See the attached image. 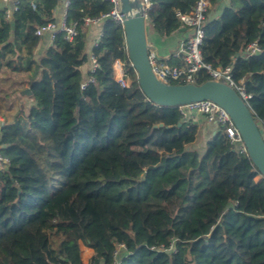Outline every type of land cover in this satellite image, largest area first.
Instances as JSON below:
<instances>
[{
	"label": "trees",
	"instance_id": "obj_1",
	"mask_svg": "<svg viewBox=\"0 0 264 264\" xmlns=\"http://www.w3.org/2000/svg\"><path fill=\"white\" fill-rule=\"evenodd\" d=\"M197 1L152 0L155 31L180 30L177 13ZM59 3L37 0L33 9L23 2L11 17L0 11V72L25 74L11 93L19 110L0 123L8 159L0 168V264H84L81 242L95 251V264H113L121 243L123 264H264V177L256 179L248 153L220 129L200 153L193 147L198 125L178 107L152 102L134 68L123 86L114 63L129 62L125 32L111 18L92 50L94 79L81 87L88 77L80 67L89 60L84 18L110 12V1L71 0L67 21L77 23V35L69 41L59 33L38 58L36 31L56 21ZM204 29V62L246 79L259 124L264 0H229ZM254 41L261 51L243 56ZM209 79L202 69L195 81ZM27 87L32 95H21ZM172 242L174 250L160 249Z\"/></svg>",
	"mask_w": 264,
	"mask_h": 264
},
{
	"label": "built area",
	"instance_id": "obj_2",
	"mask_svg": "<svg viewBox=\"0 0 264 264\" xmlns=\"http://www.w3.org/2000/svg\"><path fill=\"white\" fill-rule=\"evenodd\" d=\"M107 1H110L113 4L112 10L100 17H85L84 21L87 25L101 24L107 18H111L116 22L122 24L123 14H121V1ZM141 1L144 5L145 15L147 17L148 11L153 5L152 0ZM0 2L8 5L3 9L7 17H11L12 14L19 9L20 5L23 2H30V5L33 9L37 8V0H0ZM64 3L65 11L60 22L49 21L45 25L39 27L36 31V33L40 36H43L45 32H48L51 40V45H55L54 41L56 40L59 33H64L65 38L69 41H73L78 33L77 23H68L67 21V9L71 3V0H65ZM210 6V0H198L191 12L186 14L180 12L177 13L178 17L183 22L184 27H188L191 29L190 35L181 42L179 50L174 55V57L181 60L182 63L173 64L169 61V58L161 57L156 50L150 48L149 60L152 70L158 77V79L163 82L179 83V81L196 82L195 80L198 73L202 69H205L211 76V79L222 81L231 85L237 90L241 97L246 102H248V100L251 98V94H249L246 90V79L236 80L234 78L231 66L225 68H216L212 64L204 62L202 54V45L205 36L204 24L207 19V13ZM97 42L95 43V45L97 44ZM260 51L261 48L259 47L257 41H254L246 46L244 52H242V55L248 56ZM90 61L92 63L90 73H92L98 66L97 59L93 52L90 54ZM114 66L115 71L118 73V77L116 79L123 86H128L130 69L134 68L132 62L130 60L128 62L117 59L114 63ZM93 79L94 77L92 75H89V77L82 82L81 87H86L91 81H93ZM178 108L181 115L187 121L193 122V118L197 115H200L204 117L206 121L214 123L217 126V129L223 130L225 132L231 145L238 147V150L241 153H247V148L243 142V138L239 129L235 125L230 114L219 104L211 100H201L178 106ZM0 123H3V121ZM258 125L264 138V119ZM7 162L8 159L0 152V168H3ZM160 249L174 250L173 242L170 244L168 249H166V247L164 246ZM122 251H126V246L124 243L118 245L114 253L113 264H123Z\"/></svg>",
	"mask_w": 264,
	"mask_h": 264
},
{
	"label": "water",
	"instance_id": "obj_3",
	"mask_svg": "<svg viewBox=\"0 0 264 264\" xmlns=\"http://www.w3.org/2000/svg\"><path fill=\"white\" fill-rule=\"evenodd\" d=\"M122 26L125 32L128 58L137 74L145 95L160 106L178 107L190 102L211 100L223 107L239 129L247 153L264 177V138L248 103L231 85L209 79L202 83H166L158 79L149 60L150 44L147 33L145 8L141 0H120ZM185 27H182V29ZM21 95H32L27 87ZM163 124L161 123L160 126ZM145 173L142 174V177Z\"/></svg>",
	"mask_w": 264,
	"mask_h": 264
},
{
	"label": "crops",
	"instance_id": "obj_4",
	"mask_svg": "<svg viewBox=\"0 0 264 264\" xmlns=\"http://www.w3.org/2000/svg\"><path fill=\"white\" fill-rule=\"evenodd\" d=\"M65 0H60L59 5L55 8L54 18L56 22H60L63 13L65 11ZM229 3V0H220L214 6L211 4L207 19H213L219 17L225 5ZM6 4L0 2V11L3 10ZM148 41L150 47L156 50L161 57L169 58L171 63L176 62L178 59L174 57L175 53L179 50L181 42L186 39L190 33V28H181L172 35L162 36L158 34L153 25L151 24L147 29ZM102 34V23L87 25V40H86V52L89 54V60L85 62L81 67L84 78L88 77L91 68L90 54L92 53L95 43L98 41ZM51 46V40L48 32H45L41 38V42L37 52L40 57ZM193 123H196L199 127L198 135L193 147L200 153H204L207 147L208 141L212 139L217 131V126L214 123H210L205 120L204 117L197 115L193 118ZM262 179V177H261ZM93 254L95 251L93 250Z\"/></svg>",
	"mask_w": 264,
	"mask_h": 264
},
{
	"label": "rangeland",
	"instance_id": "obj_5",
	"mask_svg": "<svg viewBox=\"0 0 264 264\" xmlns=\"http://www.w3.org/2000/svg\"><path fill=\"white\" fill-rule=\"evenodd\" d=\"M150 11V9H149ZM146 17L147 20V29H149L150 25L152 24V18L149 15ZM38 58H40V55L38 53ZM25 74H10L7 71L0 72V122L4 121H11L17 111L19 110L20 104L19 99L16 95L11 94L12 89L17 87V82L21 81ZM114 75L117 78L118 73L115 71L114 66ZM129 84H130V78H129ZM19 86V85H18ZM21 103V100H20ZM257 180L261 179V175L256 177ZM81 254H82V260L84 264H91L90 259L93 254V249L88 247V245L81 242Z\"/></svg>",
	"mask_w": 264,
	"mask_h": 264
}]
</instances>
